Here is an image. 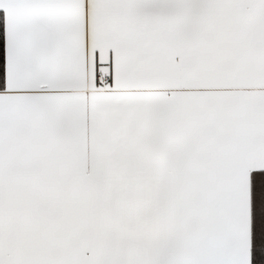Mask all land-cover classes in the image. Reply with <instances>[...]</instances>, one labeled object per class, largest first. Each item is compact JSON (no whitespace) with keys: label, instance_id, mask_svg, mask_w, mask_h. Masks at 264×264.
Segmentation results:
<instances>
[{"label":"snow or ice","instance_id":"obj_1","mask_svg":"<svg viewBox=\"0 0 264 264\" xmlns=\"http://www.w3.org/2000/svg\"><path fill=\"white\" fill-rule=\"evenodd\" d=\"M0 11V264L264 256V0Z\"/></svg>","mask_w":264,"mask_h":264},{"label":"trees","instance_id":"obj_2","mask_svg":"<svg viewBox=\"0 0 264 264\" xmlns=\"http://www.w3.org/2000/svg\"><path fill=\"white\" fill-rule=\"evenodd\" d=\"M4 76V26H3V13L0 11V85H2ZM255 176V174H254ZM255 184L253 186V245H252V264H261L264 256L259 252V242L257 238L256 228V194Z\"/></svg>","mask_w":264,"mask_h":264}]
</instances>
